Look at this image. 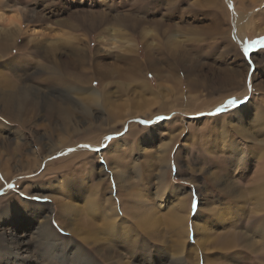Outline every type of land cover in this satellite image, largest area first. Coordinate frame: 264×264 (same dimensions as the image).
<instances>
[{
  "label": "rangeland",
  "instance_id": "1",
  "mask_svg": "<svg viewBox=\"0 0 264 264\" xmlns=\"http://www.w3.org/2000/svg\"><path fill=\"white\" fill-rule=\"evenodd\" d=\"M0 1V4L3 3L0 7V36L14 29H10L6 23L7 19L10 20L9 17L13 13L12 7L14 8V6L22 10L25 7L39 9L42 6V9L40 8L41 13L50 17L49 21H46L45 18L29 21L28 18L21 17L22 26L21 30L18 31L15 43L12 44L11 42V46L9 44L3 55L0 52V73H2L0 75V87L4 90L9 89L7 83L3 82V78L10 79L16 85L12 88L13 90L22 87V96H26L27 99L37 94L40 104V107L30 115V118L29 116H21L23 121L12 116L14 114L12 109L9 111L10 114L3 112L0 104V264H9V254L12 253H18L23 257L21 264L27 262L29 264H122L123 261L132 263L134 260L130 258L128 252L122 250L118 252V249L115 248L108 260L104 258L102 260L97 248L79 238L78 235H83V232L73 236L74 233L80 232L79 228L88 232L89 220L97 221L98 214L95 213L94 216L90 210L101 209L102 202L107 205L105 198L108 199L110 196L115 199L116 203L123 201V195L127 189L142 193L144 201H148V203L162 206L161 209L157 208L155 225L151 227L152 233L155 234L154 243L150 240L151 238L147 240L148 246H150L148 254L153 259L152 264H183L179 260V254L176 253L173 242L174 236L169 230L170 228L165 223H161L163 222V213L179 198H186L187 200L190 214L188 216L189 223L197 222L196 224L199 226L197 234L195 232L193 234L191 224L188 242L192 244L194 239L198 238L197 241H203V245L209 240L210 244L214 243L222 230L219 221H225L228 224L230 220L228 212L224 210L227 201L235 198L236 195L230 196L222 192V187L228 188L227 185L220 183L223 181L222 179L215 185V181L212 184L207 179L208 172L215 170L216 166L222 163H219L218 157L213 156V154L219 155L221 153H208L206 151V145H203L205 130H200V128H204L203 125L207 123L202 124L201 121L196 120L195 117L197 116L195 115L197 114L195 113L197 112L190 113L189 111L193 109L184 112L180 110L183 108L177 105L171 112L164 108L163 111L168 113H157L154 119L148 121L145 119L148 116L135 117L132 120L127 119L123 125L118 124L117 128L111 131L104 127L106 116L103 118L105 122L93 118L91 121L84 120L78 130L69 131V134L61 131L59 122L50 120L51 118H48L50 115L44 112L46 105L56 102V100L57 102H67L73 106L69 102L72 93L63 86L43 82L44 76L51 75L53 70L50 69L51 72H47V63L33 51L34 45L40 44L42 47H47L50 42H53V37L60 36L58 34L53 35L54 31L58 30L61 33L67 30L59 27L56 24V19L65 18L68 14L78 10L94 11L103 8V2L106 0ZM107 1L110 2L113 11L129 9L139 16L154 12L153 14L162 18H168L167 14H170L177 24L169 33L171 38L153 25H147V29L151 31L152 35L150 34L145 38L122 27H117L119 31L116 33L108 29L103 31L101 28L76 31L75 33L81 37L86 36L87 52L90 56H103L106 60L111 61L116 58V55L127 53V49L131 46L138 50L139 58L144 59L147 49L145 45H148L152 50L162 49L166 52L167 46L172 45L173 42V44H177L180 51L185 52L184 59H193L189 61L198 62L202 69H206L207 76L217 75V73L209 71L208 66L213 65L216 67V72L220 74L226 72L223 71L225 68L233 67L239 73L237 76L239 87L234 90V95L224 97L233 91L227 92L215 86L209 90H202L200 99L215 100L216 102L223 97V100H220L221 102L214 108L210 106L205 111H201L202 113L199 112V116L211 118L219 115L224 119L229 114V109L241 107L249 101L247 104L248 116L240 118V122L232 118L229 132L232 135V140L238 142L237 145L241 149L243 158L249 155L250 150L259 149V140L264 136V121L260 126L255 125V128L252 126L255 122L254 116L259 101L264 94V30H259L264 29V0ZM215 1L219 5L214 3ZM214 16L219 17L221 28L229 30L227 32L232 45L225 46L224 41L218 35L213 34L214 30L206 29L212 25L211 21L214 20ZM32 26L38 28L34 35L29 31ZM80 45L82 46V43ZM59 46L63 47V51L68 48L64 42L59 43ZM194 56L196 57L194 58ZM14 58H25V60H29V64H20ZM180 71L177 74L180 78L178 84L179 86L180 84L183 85L184 88L186 75L182 73V70ZM147 74L148 80L154 85L156 83L155 76L151 72ZM93 82L94 85L97 84L95 80ZM164 84L171 88L176 87L173 82L168 80L164 81ZM178 84L177 87L181 88ZM67 98L69 100H63ZM36 99L38 100V98ZM230 100H235L236 103L229 104ZM225 105L224 111L217 114L216 110ZM96 109H100V107ZM157 111H159L158 108H154L152 113ZM194 111L196 110L194 109ZM236 116L239 117V115ZM155 118L164 123L162 124L163 128L160 127L159 130L154 129L152 131L151 143L134 144V138L140 133L144 134L146 130L144 128L139 129L140 131L138 130L133 137L134 135L127 134L129 124L136 123L141 128L148 127L151 122L156 120ZM181 120L185 121L189 128H179L178 130L175 126ZM202 120L204 121V119ZM145 121L148 122L147 125H145ZM238 125L240 130L246 129V132L235 131ZM116 141H119V146L110 150ZM130 142L133 143L130 145ZM129 146H132V150L129 149ZM108 148L109 150H107ZM80 150L87 153L77 157V152ZM73 154L76 155V158ZM243 158L241 161L234 159L235 164L230 166L233 179L236 181L242 172L240 168L242 169ZM118 160L124 163L125 170H121ZM227 160L230 161V159L228 157L224 159L226 166L229 163ZM67 162H70L68 168L57 169ZM113 168L121 170V172L116 171V173V169L113 170ZM76 169L78 171L79 169L85 170V174L81 176ZM70 170L73 171L68 173ZM89 171L90 175H88ZM63 173H68V176ZM70 174L81 176V178H74ZM121 176L126 178V183L129 185L123 186L117 191L116 185ZM242 182L240 185L245 184ZM171 185L178 188V191L172 195L173 197L167 194ZM101 193H104L103 199H100ZM248 198H250L249 194H244V199L237 202L238 205L250 214L253 211L258 214L260 211L255 208L256 204L249 201ZM96 199L99 200L96 201ZM27 201L38 203L39 207L33 208L28 205L19 207L12 204ZM194 203L197 205L195 208L193 207ZM144 204L146 205V203ZM238 205L232 210L237 211ZM198 207L200 210L197 212ZM214 207H219L225 215L216 218L215 215L217 214H209L208 217L206 213ZM118 211L119 215L121 213L127 215V211L123 207ZM70 212H75V214ZM199 212H201L200 215H198ZM205 216L208 221L207 225L206 220L203 219ZM44 218L47 220L46 223L42 220ZM37 222L43 224H40V229L35 228L38 225ZM54 230L56 234H52ZM69 230H73L74 233L70 235ZM44 232L51 233V236H44ZM201 234L205 237L209 235L206 240L205 238L201 240L203 237ZM60 235L67 238L68 243L58 242ZM88 240L91 241V239ZM52 241H54L53 244ZM210 247L207 249V245L204 246L206 251L201 248V250L199 248L194 249L195 253L200 256L198 264H206L201 260L204 257L211 259L212 263L210 264H259L260 262L253 253L245 254L240 250L239 254L233 251L231 253V250L221 253L214 247ZM113 251H117V253H113ZM182 257L184 256L182 255ZM183 261L186 262L185 259Z\"/></svg>",
  "mask_w": 264,
  "mask_h": 264
},
{
  "label": "bare ground",
  "instance_id": "2",
  "mask_svg": "<svg viewBox=\"0 0 264 264\" xmlns=\"http://www.w3.org/2000/svg\"><path fill=\"white\" fill-rule=\"evenodd\" d=\"M139 1L142 2L141 0ZM214 3L217 4V1ZM2 5L3 3L0 4V7ZM103 5L105 8H98L94 11L78 10L77 12L68 14V16L65 18H55L56 24L59 27L65 28L67 30L61 33H59L58 30L54 31L53 35L58 34L60 36L53 37L54 39L52 40V43L50 42V46L48 45L47 47H42L40 44L34 45L35 47L33 51L38 54V56L43 58V60H45L47 63V72H51L50 69L53 70L51 75L44 76L43 82L47 84L63 86L72 93L70 97L68 96L70 100L68 98L63 100H69L73 106H70V104L67 102H57L56 100V102L47 104L46 108L43 107L45 110L44 112H46L47 115H50L48 116V118H51L50 120L59 122L62 129L61 131L64 133L68 132L69 134V131L73 132V130H78V128L82 126L84 120L91 121L93 118H95V120H100V122H105L103 118L106 116V125L104 127L111 131L114 128H117L118 124L123 125L124 121L127 119L132 120V118L135 117L148 116L145 118L146 121H148L150 119H154V116L157 113L160 114L171 112V110H173L177 105L178 107L181 106L183 109L180 110H183L184 112H187L185 110L193 109L189 112H197L195 113L197 115L194 114L197 116L195 117L196 120L201 121L202 124L205 122L207 123L203 125L204 128H200V130H205V134L203 135V145H206V151H208V153H221L219 155L213 154V156L218 157L219 163H222L220 165L218 164L215 170L208 172L209 174L207 175V179L212 184L215 181L214 185L216 182L223 180L220 183L227 185L228 188L226 189V186L222 187V192L230 196L234 194L236 195L235 198H231L227 201V204L224 208V210L228 212L227 214L229 215L230 220L228 224H226L225 221H219V225L222 227V230L217 235L218 238L215 237L217 240H215L214 243L210 244L209 240L205 245H203V241H197L198 238H196L194 239V242L190 244L188 242V237L190 236L189 233L191 232V224L193 234L194 232L197 234L199 226H197V222L194 224L189 223L188 216L190 214L187 207V200L186 198H179L163 213V222L161 223H165L170 228L169 230H171V233L174 236L173 242L176 253L179 254V260H181L183 264L186 262L188 264H198L200 261V256L195 253L196 251L194 249L201 248L206 251L204 248L206 245L207 249H210V246H212L221 253L224 251L229 252L230 250L231 253L233 251L238 252V254L239 250L245 254L253 253L257 256L256 259H259V264H264V136L259 140V149L250 150L249 155L243 158L241 149L237 145L238 142L232 140V135L229 132L232 118H235L236 121L240 122L242 118L248 116L247 104L249 101H247L248 103L242 105L241 107L238 106L229 109V114H227L224 119L219 115L212 116L211 118H202L199 116V112L202 113L201 111H205V109L209 108L210 106H213L214 108L219 104V102H221L220 100H223V97L222 99L220 98L219 101L216 100V102L215 100L210 101L200 99L202 95L201 91L209 90V88H213L215 86L227 92L233 91V93H229L224 97L234 95V90L239 87V80L237 78L239 73L233 67H227L223 70L226 72L220 74L216 72V67L211 65L208 66L207 69L212 73H217V75L207 76L205 73L206 69H202L198 62H191L193 59H189L191 61L184 59L185 52L183 53L180 51L179 47H177V44H173L172 41V45L169 44L167 46L166 52L162 49L157 51L152 50V48H149L148 45H145L147 49L145 51L144 59H140L138 50L131 46H129L130 48L127 49V53L118 54L116 55V58L111 61L106 60L103 56H90L87 52L86 36L81 37L75 33L76 31H87L95 28H101L103 31L108 29L116 33L119 31L117 27H122L136 32L138 35H141V37L145 38L151 34V31H149L147 27L153 25L163 34H167L169 35L168 37L171 38L169 33L177 24L170 14H167L168 18L157 17L156 14H153L154 12L152 14L149 13L148 15L139 16V14L137 15L136 12L129 9L113 11L111 9L110 2L107 0L103 2ZM15 7L16 6H14V8L12 7L13 13L9 17L10 20L8 21L7 19L6 21L7 26H9L10 29H14H12L9 33H4V35L0 36V52L2 55L9 47V44L11 46V42L12 44L15 43L18 31L21 30L22 26L21 17H26L29 19V21L44 18L46 21H49L50 19L49 16L41 13L40 8L42 6L39 9L36 7H25L23 8L24 11ZM14 17L18 18V20H14ZM214 17V20L211 21L212 25L206 29L214 30L213 34L218 35V37L224 41L225 46L232 45L231 39H229L227 32L229 30L221 28L219 17ZM29 31L34 35L38 31V28L32 26ZM63 42L68 46V48H66V50L64 49V51L62 49L63 47L59 46V43ZM79 42L82 43V46ZM195 57L196 56H194V58ZM14 59L19 61L20 64H29V60H25V58ZM180 70H182V73L186 75V84L184 88L183 85L180 84L179 86L178 84L180 83V78H178L177 74L181 72ZM148 72H151L153 76H155L156 83L154 85L150 83L146 76L148 75ZM0 75H2V73H0ZM94 80L97 83L96 85H94ZM167 80L173 82L174 86L176 87L178 84V86L182 89L178 87L171 88L164 84V81ZM3 82L7 83L9 89L4 90L2 87H0V104L2 106V111L9 113V111L12 109V112L14 113L12 116L14 118L21 119V116L23 115L29 116L30 118V115L35 113L38 107H40L39 96L36 94L34 97L27 99L26 96H22V87L20 89L16 88L17 90L12 89L13 87H16L14 81L3 78ZM38 91L36 92L38 93ZM36 98H38V100ZM260 100L261 101L258 100L260 103L256 110L254 116L255 122L252 127L255 125L260 126L264 121V94ZM97 107H100V109H96ZM154 108H158L159 111L152 113ZM164 108H167L168 112L163 111ZM194 109L196 111H194ZM236 115H239V117ZM202 119H204V121ZM21 120L23 121L24 119L22 118ZM190 122L193 123L192 120H190ZM163 123L158 118L151 122L150 126L148 127L141 128L138 126V124L131 123L129 124V130L127 134L134 135L133 137H135V133L139 129L142 130L144 128L146 131L144 134L140 133L134 138V144L145 145L151 143L152 131L154 129L159 130L158 128L160 127L163 128ZM175 127L178 130L179 128H189V126H187L183 120L178 121ZM235 131L243 133L246 132V129H243L242 131L238 125L236 126ZM132 143L130 142V145ZM118 146L119 141H116V143L111 146L110 150L115 149ZM131 148L132 146H129V149ZM107 150H109V148ZM85 152L82 150L78 151L77 157L85 155L87 153ZM222 153L225 155L227 154V156L223 155ZM73 155L76 158V155ZM227 157L230 159V161L227 160L229 163L226 166L224 159H227ZM242 158V169L240 168V171L242 170V172H240L238 175V180L236 181L233 179L234 177L232 170H230V166L235 164L234 159L241 161ZM117 162L118 165L121 166V170H125L123 166L124 163L122 161L120 162V160ZM69 165L70 162H67L62 166L57 167V169L68 168ZM114 169L116 168H113V170ZM121 170L116 169L115 172H121ZM71 171L73 170H70L68 173ZM78 172V174L81 176L85 174V170L83 169H79ZM70 175H73L74 178H81V176L78 175ZM88 175H90V171ZM241 182L245 184L240 185ZM126 185H129L126 183V178H122L121 176L116 185L117 191ZM176 191H178L177 186L171 185L167 190V194L168 196L173 197L172 195L175 194ZM246 193H248L250 196V198H248L249 201H252L254 204H256L255 208L260 211L258 214L255 211L250 214L246 211V209L238 205L237 202H241L244 199V194ZM103 194H100L102 195L100 196V199L104 198ZM123 198V201H117V203L115 202L114 198H111V196L108 199L105 198L107 205L103 204L104 202H102V205H100L102 207L101 209L99 207V210L96 208L95 210L89 209L92 213H94V216L95 213H97L98 216L96 217L97 221H94L93 219L88 221V232L84 231L82 228H79L78 230H80V232L78 231L77 233H74L73 230H69V234L72 235L74 233L73 236H77L78 233L83 232V235H78L79 238L87 241L93 247L97 248L102 260H108L109 256L112 254V250L115 248L118 249V252L119 250L128 252L130 258L134 260L132 263L123 261L122 264H152L153 259L148 254L150 246H148L147 240L148 238H151L150 240L152 242L154 241L155 234L152 233L151 227L155 225V218L156 214L158 213L157 208L161 209L162 206L155 205L150 202L148 203V201H144L142 193L134 192L128 189L123 195ZM97 200L99 199H96V201ZM144 203H146V205ZM12 204L19 207L28 205L32 206L33 208H37L38 206V203L35 204L28 201ZM236 205H238V209H236L237 211L232 210ZM241 205L243 204L241 203ZM60 206H62V204H60ZM120 206L127 211V215H122V213L119 215L118 210L121 208ZM199 210L200 208L198 207L196 211L198 212ZM208 211L209 212L206 213L208 217L209 214H217L215 215L216 218L221 217L220 215H225L219 207L211 208ZM72 214H75V212ZM200 214L201 212H199L198 215ZM203 219L206 220V216ZM42 220L45 223L47 222L46 218ZM39 222H37L38 225L35 227L36 229H40L41 227L40 224L42 223ZM207 222L208 221L206 220V225ZM54 233L55 230L52 231V234ZM208 235L205 237V235L201 234V236H203L201 240L204 238L206 240ZM44 236L49 237L51 236V233L44 232ZM59 239L60 240L58 242L68 243L69 241H67V238L62 237L61 235L59 236ZM88 239H91V241ZM53 240L55 239L53 238ZM53 242L54 241H52V244ZM113 253H117V251H113ZM182 255L184 257H182ZM143 256H146V258H143ZM22 258L23 257L18 255V253H12L11 255L9 254L8 263L21 264ZM183 258L186 260V262L183 261ZM201 260L206 264L212 263L211 259H208L207 257L201 258ZM26 264H29V262Z\"/></svg>",
  "mask_w": 264,
  "mask_h": 264
},
{
  "label": "snow or ice",
  "instance_id": "3",
  "mask_svg": "<svg viewBox=\"0 0 264 264\" xmlns=\"http://www.w3.org/2000/svg\"><path fill=\"white\" fill-rule=\"evenodd\" d=\"M245 51H247V49H245ZM229 104H235L236 103V101L235 100H230L229 102H228ZM226 107V105L225 106H222L221 108H218L217 110H216V112H217V114H219V113H221L222 111H224V108ZM145 123V125H147V123L148 122H144ZM197 205L194 203V205H193V207L195 208Z\"/></svg>",
  "mask_w": 264,
  "mask_h": 264
},
{
  "label": "clouds",
  "instance_id": "4",
  "mask_svg": "<svg viewBox=\"0 0 264 264\" xmlns=\"http://www.w3.org/2000/svg\"><path fill=\"white\" fill-rule=\"evenodd\" d=\"M13 19H14V20H18V18H16V17H14Z\"/></svg>",
  "mask_w": 264,
  "mask_h": 264
}]
</instances>
